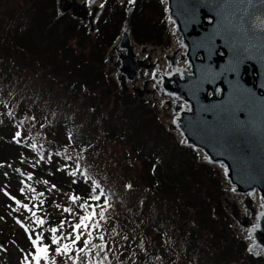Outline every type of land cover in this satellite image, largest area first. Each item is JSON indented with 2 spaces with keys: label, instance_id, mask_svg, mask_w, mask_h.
Instances as JSON below:
<instances>
[{
  "label": "trees",
  "instance_id": "trees-1",
  "mask_svg": "<svg viewBox=\"0 0 264 264\" xmlns=\"http://www.w3.org/2000/svg\"><path fill=\"white\" fill-rule=\"evenodd\" d=\"M165 17L161 0H107L93 33L57 0H0V219L5 239L40 240V264H264L220 171L105 71L125 22L169 47Z\"/></svg>",
  "mask_w": 264,
  "mask_h": 264
},
{
  "label": "water",
  "instance_id": "water-1",
  "mask_svg": "<svg viewBox=\"0 0 264 264\" xmlns=\"http://www.w3.org/2000/svg\"><path fill=\"white\" fill-rule=\"evenodd\" d=\"M161 1L176 53L165 64L142 58L130 30L122 28L111 46L117 82L148 76L170 100L166 128L241 197L244 210L236 221L243 240L264 258V0Z\"/></svg>",
  "mask_w": 264,
  "mask_h": 264
},
{
  "label": "rangeland",
  "instance_id": "rangeland-1",
  "mask_svg": "<svg viewBox=\"0 0 264 264\" xmlns=\"http://www.w3.org/2000/svg\"><path fill=\"white\" fill-rule=\"evenodd\" d=\"M60 10L63 11V7L65 5H69L70 8L67 12L72 15H75L79 19H82L86 26L94 33L96 29V21L100 14L101 9H103L104 4L107 0H97L93 6L87 5V0H57ZM124 1V0H121ZM130 2V0H126ZM133 4L132 0L130 2ZM122 28H127L128 24L125 22ZM168 30L171 36V43L170 46L167 48H160L154 46H136V53L142 58L151 57L153 59H158L162 61L164 64L168 61V59L173 56L177 51V43L176 42V35L172 33L171 26H168ZM117 58L116 55L110 47L105 56V71L107 75L113 77L117 82L116 78V69H117ZM120 79V78H119ZM118 83V82H117ZM121 87L128 88L131 91L141 93L145 95L147 98L151 99L152 101H156L157 104V112L159 115V119L163 122L164 125L170 123L171 118V110H170V100L160 96L150 80L148 76H142L139 79L135 80L134 82H126L121 81L119 82ZM118 83V84H119ZM113 148V147H112ZM115 151L122 153L124 151L123 147L121 146H114L113 148ZM199 158L202 157L200 153ZM225 199L224 204L226 206L227 212L230 215L234 228L236 232L238 231V223L236 221L237 216L243 212V205L241 204V197L238 195H234L229 191L228 184L225 181ZM7 217V212L4 211ZM6 222H3L0 219V264H40L39 258L43 257L45 252H41L40 250L43 249L41 246V242L37 239L32 241H26L25 244H20L8 239H5L3 236V227L6 225ZM25 250L34 251V255H22Z\"/></svg>",
  "mask_w": 264,
  "mask_h": 264
},
{
  "label": "snow or ice",
  "instance_id": "snow-or-ice-1",
  "mask_svg": "<svg viewBox=\"0 0 264 264\" xmlns=\"http://www.w3.org/2000/svg\"><path fill=\"white\" fill-rule=\"evenodd\" d=\"M130 2H131V0H130ZM250 2H251V0H250ZM95 199H99V197H95ZM101 215H103V214L101 213ZM87 219H89V217H87V216L83 217L82 220H81V224H83V221L87 220ZM41 223H42V221H41ZM81 224L75 225V228L79 229L81 227ZM53 231H55V229H53ZM77 239H79V237H77ZM53 242L55 243L56 241L54 240ZM65 250H67V249L65 248ZM40 251L41 252H46V249H41ZM57 251H60V249L58 248Z\"/></svg>",
  "mask_w": 264,
  "mask_h": 264
},
{
  "label": "bare ground",
  "instance_id": "bare-ground-1",
  "mask_svg": "<svg viewBox=\"0 0 264 264\" xmlns=\"http://www.w3.org/2000/svg\"><path fill=\"white\" fill-rule=\"evenodd\" d=\"M97 2H98V1H97ZM175 43H176V42H175ZM167 125L170 127V123H169V122L167 123ZM237 233H238L242 238L246 239V235H245L244 231H242V230L239 228V226H238V231H237Z\"/></svg>",
  "mask_w": 264,
  "mask_h": 264
}]
</instances>
